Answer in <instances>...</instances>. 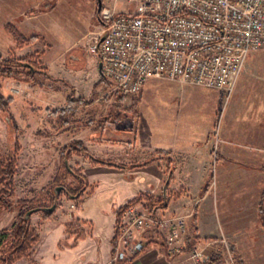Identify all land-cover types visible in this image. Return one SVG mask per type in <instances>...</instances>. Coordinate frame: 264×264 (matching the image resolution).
I'll return each instance as SVG.
<instances>
[{
  "label": "rangeland",
  "instance_id": "1",
  "mask_svg": "<svg viewBox=\"0 0 264 264\" xmlns=\"http://www.w3.org/2000/svg\"><path fill=\"white\" fill-rule=\"evenodd\" d=\"M105 4L114 6L118 12L134 8V5L126 0H103L102 6ZM59 11L61 22L53 23L51 27L57 31L55 35L59 37V41L55 40L54 33L49 29L48 37L45 36L44 40L37 43L34 39L31 41L36 43L31 46L32 50L39 47L40 51L44 49L43 60L40 59L41 53L37 54L35 51L27 54L26 50L16 49L19 46L18 43L17 47H12L4 55H1L2 50L0 49V58L10 61L26 58L27 64L32 63L31 68L27 66L13 67L14 72L11 76L0 73L1 92L6 98H13L9 109L12 115L18 118V122H16L18 131L16 132L0 108V150L3 155H14L17 159L15 195L10 200L12 202L11 209L0 206V231L4 229L12 231L13 225L19 221L20 213L26 211L25 217L29 218L32 229L39 236L29 251L30 255L22 257L19 261L16 260L15 264H34L33 260L37 253L40 258L44 257L43 261H47L46 255L49 254L47 249L49 247L51 249L61 235L60 228L51 230V233L47 231L49 227L45 225L47 218L56 227L64 224L65 231L58 244L61 250L73 247L77 242L78 230L82 231L83 237L87 235L86 228H83L75 220L66 222L74 217L77 210L72 209L71 204L76 203L78 208L79 201H81L75 200L66 190L69 183L74 181L73 175L62 177L58 182L54 181L58 174L64 172V168L61 167L60 154L65 148L63 145L70 137H74L80 130H96L98 132L106 128L111 130L124 128L136 131L140 126L143 132L150 131L154 128L156 117L166 111L170 114L176 109L188 116L192 123H201L210 113V107L201 92H190L188 89H183L180 90L177 101L171 99L172 96H169L166 91H171L173 85H191L179 81L151 78L147 82L144 92L142 91L136 97H122L114 82L106 79L100 72L99 59L89 52L90 42L102 28L98 19V0H65ZM2 27L4 25H0V31L8 33L7 29ZM10 37L14 40L11 34ZM61 39L64 42L76 40L72 45L61 49ZM0 40H3V37H0ZM25 45L19 47L22 48ZM60 49L65 61L59 65L54 60L57 57L55 54ZM0 66L3 67L4 64L0 63ZM29 68L33 72L31 75H29ZM191 86L211 89L198 85ZM42 92L49 95L43 97V95L41 96ZM230 96L227 94L223 96L225 101L213 128V135L209 139L211 174L208 184L210 186L217 180V166L221 157L222 144L225 141L220 130L221 121ZM215 133H219L222 138V142L217 148H215ZM65 135H67L66 138ZM17 143L19 150L15 152ZM73 154L75 155V153ZM85 155L87 157V154ZM145 157L147 158L149 155L147 154ZM72 159L71 167L81 171L75 162V159L78 160V158L73 157ZM89 177L99 178L104 184L102 181L97 182L102 193L95 195V198L87 202L85 211L92 214L91 217L95 220L97 219L99 222L103 220L102 222L106 225L108 216L106 209L109 208L113 199L108 194L114 188L113 185L118 184L119 187L120 183L116 182L119 180L118 176L102 169L89 171ZM57 187H60L59 190ZM85 192L86 190L83 192V198ZM52 196L58 198L50 206ZM33 198L44 203L46 207L32 208L33 205L29 203H20L22 200ZM142 199L149 201L145 197ZM54 205L55 209L49 212L47 209ZM103 209L105 211L99 215L100 210ZM29 212L30 215L27 216ZM47 213H51V215L47 217ZM44 225L47 227L45 228ZM243 226L246 228L241 232L230 230L209 238H197V240L210 243L205 248V255L202 259L195 260L189 256V253H184L166 262L156 264H264V220L262 215L260 219L259 216L252 215L244 217ZM255 226L258 227V230L255 229ZM38 242L39 247L37 248ZM157 243L159 242L152 241V244ZM195 243L196 241H193L189 244V251ZM34 249L36 250L35 256ZM53 254L54 252H52ZM55 257L57 258V255ZM35 263L37 264V261ZM126 263L129 261L113 263L110 257L106 264Z\"/></svg>",
  "mask_w": 264,
  "mask_h": 264
},
{
  "label": "crops",
  "instance_id": "2",
  "mask_svg": "<svg viewBox=\"0 0 264 264\" xmlns=\"http://www.w3.org/2000/svg\"><path fill=\"white\" fill-rule=\"evenodd\" d=\"M64 1L0 0V25H4L2 28L6 30L5 25L12 24L26 37H34L36 43L48 37L49 29L59 41L55 35L57 31L51 27L53 23L61 22L59 10ZM6 31L8 33L0 31V37H3L0 40L1 55L18 46L16 37L8 29ZM74 40L64 42L61 39V49L72 45ZM35 42L16 49L26 50L27 54L41 53L40 59L43 60L44 49H31ZM61 49L54 60L59 65L65 61ZM183 89L201 92L208 103L210 113L201 123H192L188 116L176 109L156 117L150 131L143 132L140 126L136 131L124 128H106L98 132L80 130L63 145L64 148L80 140L93 155L109 159L116 165L94 164L84 153L72 155V158H78L75 159L76 165L87 177L89 186L85 197L79 201L75 219L73 217L66 222L75 220L86 228L87 235L77 239L73 247L61 250L58 244L65 231L64 224L56 227L47 218V231L60 228L61 235L51 249H47V261L37 253L34 264L36 261L37 264H106L113 251L117 212L141 194L153 196L156 200L164 198L161 205L170 213L190 214L189 229L196 238L194 241L230 230L241 232L246 228L243 218L248 215L259 216V219L262 215L264 220V50L250 53L236 88L226 103L220 128L225 141L217 166V180L211 186L208 184L211 174L209 139L226 93L220 89L208 90L185 84L173 85V89L166 92L177 101ZM42 95L49 94L42 92ZM14 118L18 122V118ZM147 154L149 157L146 158ZM60 160L62 162V153ZM72 160L68 162L71 166ZM119 164L124 167L117 166ZM102 169L116 174L119 179L116 182L120 183L119 187L118 184L113 185L108 194L113 199L106 209V225L85 211L87 202L102 193L97 185L102 180L90 178L89 171ZM104 211L100 210L99 215ZM167 260L163 245L151 243L140 256L126 264H156Z\"/></svg>",
  "mask_w": 264,
  "mask_h": 264
},
{
  "label": "built area",
  "instance_id": "3",
  "mask_svg": "<svg viewBox=\"0 0 264 264\" xmlns=\"http://www.w3.org/2000/svg\"><path fill=\"white\" fill-rule=\"evenodd\" d=\"M126 1L132 10L102 6V28L89 44L102 63V75L126 97L139 95L151 78L220 89L230 96L250 53L264 50V0ZM214 135L217 148L222 138ZM190 216L145 199L130 203L117 216L111 262L135 259L152 241L163 245L169 259L184 253L202 259L210 243L197 240L189 251L196 239Z\"/></svg>",
  "mask_w": 264,
  "mask_h": 264
},
{
  "label": "trees",
  "instance_id": "4",
  "mask_svg": "<svg viewBox=\"0 0 264 264\" xmlns=\"http://www.w3.org/2000/svg\"><path fill=\"white\" fill-rule=\"evenodd\" d=\"M6 28L16 37L19 46L30 43L34 37H26L23 35L14 25L7 24ZM25 59H14L12 61L8 59L0 58V63H3L4 66H0V73L2 75L11 76L12 72H14L13 67L17 68V66H27L31 68V64H27V60ZM29 68V75L33 72ZM46 71H44L45 73ZM47 73V72H46ZM48 75V74H47ZM50 78V76H49ZM104 81V79H102ZM122 97H125L122 93H120ZM13 101L12 97H4L1 92L0 85V108L2 112L5 114L6 118L9 120L12 129L17 132L18 125L14 116L12 115L9 104ZM137 104V102H135ZM136 106V105H135ZM19 150L18 143L15 145V152ZM84 152L90 158L91 162L94 164H102V165H116L113 161L105 158H100L93 155L88 149L85 148L84 144L80 140H76L68 144L64 150L62 151V168H64V172L62 174H58L54 181L58 182L63 178H66L70 175H73L74 181L69 183L66 187V190L70 193L75 200L83 199V192L89 186L88 179L85 175L82 174L81 171L72 168L69 165V160H71L73 153L80 154ZM119 167H124L123 164L117 165ZM17 174V159L13 155H3L0 150V206H4L8 209H11L12 202L11 197L15 195V176ZM61 195V194H60ZM147 198L149 200L150 205L155 204H164L165 199H154L153 196L147 194H141L137 198L133 199L129 203L122 206L118 212L117 216L124 210L126 206H128L132 202H137L142 198ZM58 197L52 196L50 198V206L55 203ZM264 198V195H263ZM21 204L29 203L32 208H43L46 205L41 203L39 200H35V198L31 200H22ZM25 212H21L19 215V221L15 223L12 227V231L8 229H4L0 231V249L2 251V255L0 256V264H13L16 260L21 259L22 257L29 256V251L33 248V245L39 239L38 234H36L35 230L32 229L29 218L25 217ZM47 217L51 215V213L46 214ZM79 235L77 239L83 238L82 231L78 230ZM12 238V239H10ZM5 245V247H4Z\"/></svg>",
  "mask_w": 264,
  "mask_h": 264
},
{
  "label": "water",
  "instance_id": "5",
  "mask_svg": "<svg viewBox=\"0 0 264 264\" xmlns=\"http://www.w3.org/2000/svg\"><path fill=\"white\" fill-rule=\"evenodd\" d=\"M102 5H103V0H98V11H100V9L102 8ZM101 67H102V63L100 62L99 63V68H100V72H101ZM171 176V175H170ZM170 176H169V179H170ZM169 181V180H168ZM60 187H57V190H59ZM55 209V205L49 209H47L49 212H52L53 210ZM30 215V212L27 214V216Z\"/></svg>",
  "mask_w": 264,
  "mask_h": 264
}]
</instances>
